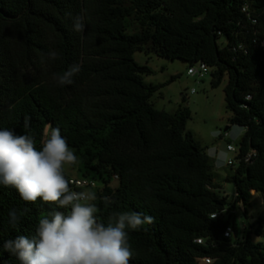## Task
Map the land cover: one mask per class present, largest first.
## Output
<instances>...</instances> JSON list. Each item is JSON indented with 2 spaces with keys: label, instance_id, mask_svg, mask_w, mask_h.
<instances>
[{
  "label": "trees",
  "instance_id": "trees-1",
  "mask_svg": "<svg viewBox=\"0 0 264 264\" xmlns=\"http://www.w3.org/2000/svg\"><path fill=\"white\" fill-rule=\"evenodd\" d=\"M81 11L82 34L72 30ZM258 40H264V0H0V128L32 135L38 150L48 126L59 128L80 176L97 184L93 203L102 222L124 211L155 218L140 230L127 229L130 264H202L204 258L264 264V246L251 241L246 225L239 231L231 214L237 204L248 206L253 194L264 202V55ZM50 50L57 59H47ZM142 51L189 66L204 63L212 70V88L226 77L228 123L247 129L227 177L234 185L232 204L218 196L213 166L185 129L189 111L171 115L149 102L161 86L142 82L150 70L133 60ZM74 63L81 66L74 83L58 85L54 75ZM251 151L256 156L245 163L241 158ZM25 208L20 222L10 225L9 211ZM53 210L62 209L40 199L26 203L14 188L0 185V264H19L3 243L31 236ZM228 227L234 239L223 236Z\"/></svg>",
  "mask_w": 264,
  "mask_h": 264
},
{
  "label": "clouds",
  "instance_id": "clouds-1",
  "mask_svg": "<svg viewBox=\"0 0 264 264\" xmlns=\"http://www.w3.org/2000/svg\"><path fill=\"white\" fill-rule=\"evenodd\" d=\"M85 28L86 16L81 11L73 18L72 30L82 34ZM57 58L55 50L47 53V59ZM80 71V64L74 63L63 74H55L54 79L60 86L72 85L73 77ZM29 126L30 118L25 117L24 127ZM48 128L50 132L39 150L32 135L0 128V185L14 188L26 203L40 199L62 209L40 218L31 236L6 240L3 249L16 256L19 264H130L133 251L127 229L140 230L153 224L155 218L142 212L124 211L113 212L107 223L102 222L93 203L97 199L95 192L72 189L65 176V165L77 163L75 152L59 128L51 125ZM246 131V127L233 125L229 136L238 140ZM210 155L216 167L232 163L225 149L212 148ZM27 211L10 210V225L18 224Z\"/></svg>",
  "mask_w": 264,
  "mask_h": 264
},
{
  "label": "rangeland",
  "instance_id": "rangeland-1",
  "mask_svg": "<svg viewBox=\"0 0 264 264\" xmlns=\"http://www.w3.org/2000/svg\"><path fill=\"white\" fill-rule=\"evenodd\" d=\"M218 44L223 45L224 41L220 39ZM133 60L138 65L146 66L150 70V74L142 75L144 84L161 86L149 99L154 109L171 115L179 108L189 111L190 118L186 122L185 129L204 149V153L213 166L211 176L213 183L219 187L216 190L218 196L226 198L229 205L232 204L234 185L227 180V177L233 174V167L229 165L216 167L214 158L210 155L212 148L225 149L226 144L235 146L242 138L232 140L229 136L232 126L228 123L230 113L225 108L223 94L226 77L218 87L212 88L210 84L212 70L210 68L202 80H197L187 76L186 71L189 65L179 60L170 61L144 51L135 52ZM172 77H175L173 81H171ZM192 91L193 93H191ZM213 132H217L218 135L213 136ZM229 155L233 160L234 155L232 153ZM65 175L73 178L81 177L78 172V164L65 165ZM110 185L115 187L116 181H112ZM231 214L239 231L242 224H245L250 231L251 241L264 246V205L259 194H253L249 205L245 208L241 204L235 205ZM259 226L262 232L257 235L256 230ZM232 238L234 239V235Z\"/></svg>",
  "mask_w": 264,
  "mask_h": 264
},
{
  "label": "built area",
  "instance_id": "built-area-1",
  "mask_svg": "<svg viewBox=\"0 0 264 264\" xmlns=\"http://www.w3.org/2000/svg\"><path fill=\"white\" fill-rule=\"evenodd\" d=\"M247 10L246 7L242 8V12L245 13ZM252 23L254 24L255 21L252 20ZM257 48H259L262 52V54L264 55V40H258L256 43ZM238 48H241L240 46ZM208 67L204 64V63H196L194 65H191L188 67L186 74L187 76L196 78L197 80H202L207 72H208ZM193 93V91L191 92ZM225 150H227L229 153H232L234 155V158L232 160L231 164H228L229 166H233L237 161L236 158L239 156V146L235 145H231V144H226ZM256 156V153L254 151H251L245 155L242 156V160L245 163H249L252 158H254ZM67 179L70 181V187L76 191H81V190H94L95 188H97V184L95 181L87 179V178H82V177H77V178H73V177H67ZM116 179V178H114ZM86 182V183H85ZM81 185H83V187H81ZM216 215H211V218H215ZM245 226V224H242L241 229H243ZM233 232L232 229L230 227L226 228L223 236L225 238H230L232 237ZM195 243L198 245H203V240L202 239H197L195 240ZM202 264H210L211 260L209 258H204L201 259Z\"/></svg>",
  "mask_w": 264,
  "mask_h": 264
},
{
  "label": "water",
  "instance_id": "water-1",
  "mask_svg": "<svg viewBox=\"0 0 264 264\" xmlns=\"http://www.w3.org/2000/svg\"><path fill=\"white\" fill-rule=\"evenodd\" d=\"M263 205H264V202H263Z\"/></svg>",
  "mask_w": 264,
  "mask_h": 264
}]
</instances>
